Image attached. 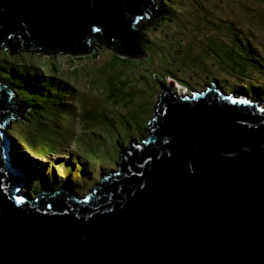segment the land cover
<instances>
[{
  "label": "water",
  "instance_id": "95a60500",
  "mask_svg": "<svg viewBox=\"0 0 264 264\" xmlns=\"http://www.w3.org/2000/svg\"><path fill=\"white\" fill-rule=\"evenodd\" d=\"M147 10L151 0H0V46L84 51L98 37L136 56ZM157 83L147 138L78 204L18 192L1 127L25 108L0 81V264H264V110L214 82L189 97Z\"/></svg>",
  "mask_w": 264,
  "mask_h": 264
},
{
  "label": "rangeland",
  "instance_id": "374dc122",
  "mask_svg": "<svg viewBox=\"0 0 264 264\" xmlns=\"http://www.w3.org/2000/svg\"><path fill=\"white\" fill-rule=\"evenodd\" d=\"M170 2H173L171 8L169 7L170 14L162 15L148 26L146 23L149 20H142L138 24L142 31L145 30L148 40L144 45L145 49L143 48L146 56L148 55L146 60L153 62L150 64H157L159 58H161L167 61V65L163 70L152 66L148 67V73L145 75L142 72L143 74L139 76L138 80L123 75L130 71L131 67H128V64L116 69L119 74L114 72L109 74L110 72L106 71L104 77L107 85L106 93H104L103 86L99 81L103 72L98 74L89 67L93 65L96 68L101 66L104 69L107 68V65L111 64L107 61V56L110 54L107 52L108 50L101 49L99 54L94 56L100 59V61H96L99 59H94L91 55L93 52H97L94 49L91 54L82 56L87 58L91 55L89 59L84 58L81 61L82 65L78 66L79 73L86 75L87 82L93 81L90 87L96 90L94 91L89 90L87 84L82 86V82L73 80L68 73L63 76L64 71L71 68V61L66 56L50 59L41 53L34 56V54H26L25 52H21L20 55L16 56L9 51L6 45L0 46V56L7 55L10 61H28L31 69L34 67L31 63L41 66L42 70L49 74V76L44 77L45 79L54 77V68H57V76L77 89L78 94L74 97L72 103L79 112H83V115H78L72 121H65L61 118L63 123L55 124L54 121H57L58 118L54 120L46 111L31 108L32 112L25 115L26 120L14 124L10 123L5 127L4 131L7 133L14 132L17 136L24 137L22 138L24 148L17 146L15 141L11 142L14 158L19 160V154L24 150L32 155L26 166H17L21 170L23 168L28 170V190H31L33 183L36 184L38 171L45 173L47 169L49 171L51 165L55 168L65 165L67 168L70 161H73L77 168L76 163L80 161L84 165L82 168L84 169L82 170L84 174L82 184L88 185V188L79 189L76 193L82 195L91 191L92 187L97 184L96 178L99 177V174L107 172L98 165V161L108 162L116 159L120 147L126 146L132 138L136 137L135 139L139 140L145 134L146 124L152 118V110L157 103L158 96H160V87L157 81L169 92L178 94L180 92H176L178 89L177 83L182 84L181 80L178 79V74L185 67L188 68L187 71H183L187 77L184 80L187 84L182 85L188 90H204L205 85L212 80V75L226 82V84H223L226 88L233 87L235 82L240 83V81L249 80V76L252 77L253 81L255 79L260 80L261 84L262 79L254 74L251 68L246 70V74L242 75L237 74L229 67H223L225 64L232 62V57L225 50L224 44L217 42V36L214 37L213 33L218 31V27H220V34L224 36L223 30L230 29L228 30L229 40H240L248 46H258L260 49L255 46L258 49H256V53L264 59V0H157L156 3L166 4ZM173 9L174 16L171 17ZM170 17L172 18L171 23L166 22L168 28L165 29L166 33L170 34V39L164 43L165 35L163 37L156 36L158 35V29L163 28L161 25L164 23H161V21ZM237 25L251 27L242 33L246 37L236 33ZM144 26L146 27L144 28ZM210 35L213 37H209ZM179 42L182 44L180 45ZM176 46H179V48ZM177 54L178 56H176ZM213 55L219 56L220 59H215ZM73 58L80 57L73 56ZM156 58L158 59L155 60ZM207 58L209 59L207 60ZM139 59L141 58L136 60L139 61ZM132 60V62H135V59ZM113 61H115L116 67L118 64L124 63L116 58ZM79 63L80 61L77 62V64ZM222 64L224 65L221 66ZM202 67V70H198ZM142 71H144V68H142ZM260 72L264 73V65ZM169 75L175 77V79L172 80ZM39 76L43 77L42 73H39ZM174 81H177V83ZM23 91L28 93L31 90L26 89ZM228 91L225 92L229 93ZM27 93L24 94L25 98H31V94L27 96ZM92 93L94 95H91ZM184 94L188 93L185 92ZM138 95H141L142 101H139ZM62 108L66 109L69 106ZM86 109H89L92 115L84 116ZM136 116L138 117L136 118ZM128 127L130 128L128 129ZM77 156L79 157L77 158ZM114 165L113 170H117L116 164ZM88 169H90V173ZM49 173L54 172L51 170L47 172L48 177H51L53 174L50 176ZM53 178L50 179V182ZM42 181L47 184L46 181ZM92 182L95 184L92 185ZM58 184H66V181L61 179Z\"/></svg>",
  "mask_w": 264,
  "mask_h": 264
},
{
  "label": "trees",
  "instance_id": "16d2710c",
  "mask_svg": "<svg viewBox=\"0 0 264 264\" xmlns=\"http://www.w3.org/2000/svg\"><path fill=\"white\" fill-rule=\"evenodd\" d=\"M171 1V0H170ZM171 4H173V2L170 3H166L163 4L161 3V10L162 12H164V14H170V10L169 7L171 8ZM174 9L172 10V16H174ZM169 18L167 20H163L161 21L162 24L161 26H163V28L158 29L157 32V36H161L163 37L164 35L165 37V42H167V40L170 39V34L166 33V30L168 28V24L167 23H171V19ZM174 19V18H173ZM155 21V20H154ZM153 20H151L150 22H147V26L152 22H154ZM146 26H144L145 28ZM250 26H242V25H237L236 26V33H240L241 35H243L242 33L244 32V30H247ZM229 28V27H228ZM251 28V27H250ZM153 29V28H152ZM221 28L218 27V31H216L215 33H213L214 37L217 36V42H219L220 44H224L225 50L230 53V56L232 57V62L228 63V64H222L221 66L223 67H229L232 70H234L237 74H246V70H249V68H251V71L256 74L257 76H259L262 81L260 84V80L255 79L254 81L251 79L252 77L249 76V80L247 79L246 81H240V83L235 82V85L233 87H228L229 91H237L241 94L244 95H251L252 98L257 99V97H261L264 99V73L260 72V69L263 67L264 65V59L263 57L257 55L256 53V49H260L258 46H248V44L246 45L245 42L242 41H231L229 40V33L228 30H223V34H220ZM140 42H139V47H141V53L138 54L137 56H134L132 54H126L124 52H122L121 47H117L115 45L110 44L106 39H102V38H97V37H92L90 38V40H88L84 45L85 47H87L84 51H74V52H70V51H66V52H58L56 50H44V49H39L36 48L35 46L33 48H28V49H24L25 47L21 46L19 49H16V51H14V55H20L19 53L21 52H25L26 54H34V56L39 55V53L44 54V56L49 57L50 59H55V58H59L58 56H61V58L63 56H66L67 58L70 59L71 63L70 66L71 68L67 71H64V75L65 76L67 73L70 74L73 80H78L80 82L83 83L82 86H85L87 84V88H89V90H94L90 87V85H92L93 81H89L87 82V79L85 78L86 75H83L82 73H79V69L78 66L82 65L81 61L85 58V59H89V57L92 55V58L94 59H99V58H95L94 56H97V54H99V51L101 49L109 52L110 54V59H109V55L107 56V61L109 63H111L110 65H107V68H103V66H101L100 68H96L95 66L92 65V67H89L90 69L94 70L95 72H97L98 74L103 72L102 75H100V79L99 81L101 82V85L103 86L104 89V93H106V81H105V75H106V71H109V74H113L117 73L119 74V72L116 70L118 68H120L121 66L124 67L126 66L125 64H128V67L130 68L129 72L124 73L123 75H126L129 78L132 79H137L139 78V76H142L143 73H145V75L148 73L149 69L148 67H154L157 68L159 70H163L164 67L167 65V61L159 58L160 60L157 62V64H150L153 62H150L149 60H146V58H148V55L146 56L145 53V48L144 45H146L147 43V38H146V32L145 30L142 31V28H140ZM100 36V35H99ZM168 36V37H167ZM246 37V35H243ZM255 36V34H254ZM209 37H213L212 35H210ZM149 41H151L149 39ZM155 41V40H152ZM176 41V40H175ZM245 41V40H244ZM179 44L181 45L182 43L179 42ZM168 45V44H167ZM103 46V47H100ZM100 47V48H99ZM177 48H179V46H176ZM144 48V49H143ZM94 49L97 51L96 53L93 52ZM255 49V51H254ZM257 49V50H258ZM93 52V53H92ZM9 53V52H8ZM92 53V54H91ZM52 54V55H51ZM87 58L86 57H82V56H86L89 55ZM126 54V55H125ZM144 55V56H143ZM73 56H78L80 58H76L74 59ZM143 56V57H142ZM146 56V57H145ZM178 56V54L176 55ZM215 56V59H220L219 56L217 55H213ZM1 60H0V79L5 83L9 84L6 85V87L10 88L12 91H14V94L12 95V99L14 101H17V103L22 104L23 108H26L23 112H26V114H22V113H15L14 114V119L12 121V124L19 122V121H23L26 120L25 115L29 114L32 112V109L34 110H39V111H46L51 118H53L54 120H58L54 121L55 124L57 123H63L61 121V118L64 119L65 121H72L74 118H76L78 115H83L82 111H78L75 107V105L72 103V101L74 100V97L78 94L77 89L74 88V86H72L69 82H67L66 80H63L62 78L58 77V69L54 68V77H49L50 79H45V76H49V74H47L46 72H44L42 70L41 66H36L33 63H31V65H33V69L30 68V62L28 61H10L9 57L6 55L0 56ZM60 58V59H61ZM114 58H116L117 60H120L124 63H120L117 65H115V61ZM139 59V61H137L136 59ZM145 58V59H144ZM135 59V62H132ZM158 58H156L155 60H157ZM209 58H207L208 60ZM105 60V59H104ZM80 61L79 64H77V62ZM96 61H100L96 60ZM148 62V63H147ZM144 63V64H143ZM73 64V65H72ZM16 66V67H13ZM142 68H144V71H142ZM203 67L200 69L198 68V70H202ZM188 68H184L183 71H187ZM197 70V72H198ZM181 71L178 74V79L181 80L182 84H187L186 81H184L185 79H187L186 75L184 74V72ZM38 72V73H37ZM143 72V73H142ZM39 73H42L43 77L39 76ZM121 74V73H120ZM251 75V74H249ZM169 78H172V80L175 79V77H171V75H169ZM177 79V78H176ZM168 80V79H167ZM166 80V81H167ZM212 80H216L218 82V86L222 89H224L225 91H228V88L224 87L223 84H226V82H224L221 78H217V77H213L212 75ZM177 82V81H176ZM247 82V83H245ZM31 90L27 92H24L23 90ZM102 90V89H101ZM25 93H27L26 95L32 96L31 98H25ZM91 95H94V93H92ZM102 96V95H99ZM139 96V101H142L141 99V95ZM108 100V98H107ZM65 106H69V108L63 109L62 107ZM32 108V109H31ZM31 109V110H30ZM65 113H68L67 115H64ZM92 115V113H90L89 109L85 110V115L84 116H89ZM60 117V118H59ZM138 116H136L137 118ZM50 119V118H48ZM127 122V120H126ZM130 127H128L129 129ZM143 130V129H142ZM9 136H11L14 140L15 143L17 144V146H21L24 148L23 146V141L22 138L24 137H20L17 136L14 132L13 133H8ZM148 135V134H147ZM146 135V136H147ZM24 150V149H23ZM30 155L29 153H26L25 150L24 152L21 151V153L19 154V160L16 159L14 163H18L19 165L23 164L24 162L27 164L28 160H30ZM34 157V155H33ZM78 158V156H77ZM118 159V156L116 157V159L114 160H110L108 162H104V161H98V165L101 166V168L104 171H108L109 169L113 170V167L115 166L114 164H116V160ZM87 162V161H86ZM89 162V161H88ZM77 168L75 167V164L73 163V161H70L69 164H67V168L66 166L62 165L64 167V173H60L59 168H56V174L58 175V177H55L56 181H60L64 175L66 174H71L72 175V180L75 179L76 183L74 185L78 186V183L82 182V178L84 177L83 171L84 169H82L84 167V165L80 162L77 161ZM77 169V170H76ZM63 171V168H62ZM89 173H90V169H88ZM81 179V181H80ZM96 181L99 182L101 181V178L97 177ZM52 183V182H50ZM93 183V182H92ZM36 185V186H35ZM50 184H44L43 181H37V183H33L31 185V188L33 190H40V186H42L43 188H50L49 186ZM71 185V183H70ZM73 189H76V186ZM81 187H85V185L81 184Z\"/></svg>",
  "mask_w": 264,
  "mask_h": 264
},
{
  "label": "clouds",
  "instance_id": "9594fccd",
  "mask_svg": "<svg viewBox=\"0 0 264 264\" xmlns=\"http://www.w3.org/2000/svg\"><path fill=\"white\" fill-rule=\"evenodd\" d=\"M174 82H176V81H174ZM212 82H214L215 83V85H217L218 84V82L215 80H210L209 81V83L207 84V85H205V88H204V90H202V91H205L206 89H208L210 86H211V83ZM179 83V82H178ZM179 84H181V83H179ZM219 87V86H218ZM220 88V87H219ZM224 90V89H223ZM191 91L192 90H188L187 88L185 89V92H187L188 94H184L183 92H180V93H175V94H177V96L178 97H189L190 96V93H191ZM177 92V91H176ZM171 94H172V92H170ZM174 93V92H173ZM6 132V131H5ZM7 133V132H6ZM8 134V133H7ZM10 138L11 139H13L11 136H10ZM7 150V149H6ZM8 161H9V164H13L15 167H16V169H17V166L13 163V161H11L9 158H8ZM118 168V166L116 167V169ZM118 170V169H117ZM109 171H112V169L111 170H109ZM46 172V171H45ZM45 175H47L46 173H45ZM37 176V180H36V183H37V181H42V180H44V179H42L41 178V176L40 175H36ZM32 196V195H31Z\"/></svg>",
  "mask_w": 264,
  "mask_h": 264
},
{
  "label": "bare ground",
  "instance_id": "6f19581e",
  "mask_svg": "<svg viewBox=\"0 0 264 264\" xmlns=\"http://www.w3.org/2000/svg\"><path fill=\"white\" fill-rule=\"evenodd\" d=\"M140 40H141V39H140ZM125 55H126V54H125ZM0 81H1L2 83H4L2 80H0ZM4 84L7 85L6 82H5ZM246 96H247V95H244V94H243V96H240V97H241V98H246ZM253 100L256 101L257 99L253 98ZM21 105H22V104H21ZM25 109H26V108H25ZM24 114H26V112H24L23 115H24ZM11 123H12V122H11ZM14 141H15V140L13 139V140L10 141V143H11V142H14ZM11 145H12V144H11ZM27 164H28V163H27ZM54 172L56 173L57 171L54 170ZM105 174H106V175H110L111 173H110V171H107V172H105ZM40 187L43 189V191H51V190H49V189H47V188H43L42 186H40ZM27 189H28V188H27Z\"/></svg>",
  "mask_w": 264,
  "mask_h": 264
}]
</instances>
